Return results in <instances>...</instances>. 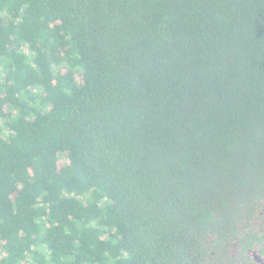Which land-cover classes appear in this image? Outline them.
I'll use <instances>...</instances> for the list:
<instances>
[{"label": "trees", "instance_id": "trees-1", "mask_svg": "<svg viewBox=\"0 0 264 264\" xmlns=\"http://www.w3.org/2000/svg\"><path fill=\"white\" fill-rule=\"evenodd\" d=\"M253 250L264 0H0V264Z\"/></svg>", "mask_w": 264, "mask_h": 264}, {"label": "water", "instance_id": "water-1", "mask_svg": "<svg viewBox=\"0 0 264 264\" xmlns=\"http://www.w3.org/2000/svg\"><path fill=\"white\" fill-rule=\"evenodd\" d=\"M249 255L250 257L253 259V261L255 263H259V264H262L264 263V256L258 254L257 251L253 250V251H249Z\"/></svg>", "mask_w": 264, "mask_h": 264}]
</instances>
